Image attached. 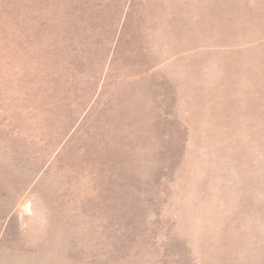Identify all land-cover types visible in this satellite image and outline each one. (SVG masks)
I'll use <instances>...</instances> for the list:
<instances>
[{"label": "rangeland", "instance_id": "rangeland-1", "mask_svg": "<svg viewBox=\"0 0 264 264\" xmlns=\"http://www.w3.org/2000/svg\"><path fill=\"white\" fill-rule=\"evenodd\" d=\"M0 264H264V0H0Z\"/></svg>", "mask_w": 264, "mask_h": 264}]
</instances>
